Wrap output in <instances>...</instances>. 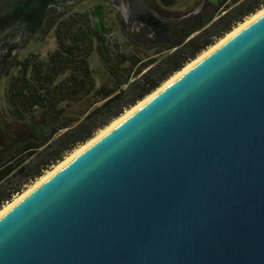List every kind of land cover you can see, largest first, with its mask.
Instances as JSON below:
<instances>
[{"label": "water", "instance_id": "95a60500", "mask_svg": "<svg viewBox=\"0 0 264 264\" xmlns=\"http://www.w3.org/2000/svg\"><path fill=\"white\" fill-rule=\"evenodd\" d=\"M72 1L0 0V43ZM130 21L201 24L140 0ZM0 264H264V13L3 212Z\"/></svg>", "mask_w": 264, "mask_h": 264}, {"label": "trees", "instance_id": "16d2710c", "mask_svg": "<svg viewBox=\"0 0 264 264\" xmlns=\"http://www.w3.org/2000/svg\"><path fill=\"white\" fill-rule=\"evenodd\" d=\"M263 6L264 0H220L202 26L170 38L172 43L145 31L141 43L130 40L123 51L117 37L107 38L102 28L110 58L104 77L88 63L97 45L91 16L60 20L52 53L11 62L16 73L6 91L9 115L29 134L0 163V209Z\"/></svg>", "mask_w": 264, "mask_h": 264}, {"label": "rangeland", "instance_id": "374dc122", "mask_svg": "<svg viewBox=\"0 0 264 264\" xmlns=\"http://www.w3.org/2000/svg\"><path fill=\"white\" fill-rule=\"evenodd\" d=\"M202 2L203 0H175L174 4L166 11V13L162 14L169 19L186 17L193 20L200 17V26H202L203 19L209 14L210 9L214 7L212 5L203 7ZM96 3V0H79L72 6L68 7L65 11H63V13H60L55 17L50 16L46 20L44 28L39 33L23 36L17 45L10 46L11 49L15 48L13 49V51L7 50L5 53L3 51L0 52V115L1 118L6 121V127L13 131V136L17 135L19 132H26L27 134H29V131L21 123L17 124L8 114V106L5 102L4 92L7 86L8 77L13 76L16 73V69L11 67V62L13 60H23L30 55L35 56L39 60L45 59L47 55L52 53L56 48V41L53 34L56 24L60 20L68 16L79 14H87V16L90 18V10ZM218 4L219 2L217 1L215 7H217ZM118 21L119 20L115 17V15L111 14L108 18H105V20L102 21V28L107 30V38L117 37L118 44L120 45V51H123L125 49L127 50V48L125 47L127 46V43L130 42V40L141 43L140 38L142 36V33H128L126 31H123L119 27ZM97 48L98 46L96 45L95 50L88 59V63L90 68L97 74L98 77H104L105 61ZM9 52H11L12 54L10 57H7ZM108 60L110 61L109 56ZM29 186H31V184L24 188L23 191H25Z\"/></svg>", "mask_w": 264, "mask_h": 264}, {"label": "flooded vegetation", "instance_id": "af4514ba", "mask_svg": "<svg viewBox=\"0 0 264 264\" xmlns=\"http://www.w3.org/2000/svg\"><path fill=\"white\" fill-rule=\"evenodd\" d=\"M78 1L79 0H73L72 3L66 5L64 8H60L59 6L50 7L45 14L44 23L46 22V20L50 16L55 17L56 15L63 13V11H65L68 7L72 6L73 4H75ZM96 1H97V3L94 6L104 5V9H103V13H102V21L105 20V18H108L111 14H114L115 17L119 20L118 21L119 27L123 31H126L128 33H134V32L144 33L145 31H149L144 26L138 25L136 23H131L130 12H131L132 0H96ZM140 1L143 3V5H145V7L147 9H149L152 13L157 15L159 18L169 19V18L165 17V15H163L162 13H166V11L171 6L163 5L160 2V0H140ZM210 1L211 0H203V2H202L203 7L212 5L210 3ZM217 1L220 2V0H216V3H217ZM174 2H175V0H174ZM60 10H62V11H60ZM185 27H187V24L176 25L173 27V30L180 31V30H183ZM149 33H150V31H149ZM15 34H16V31H12V35L7 40L0 43V52L3 51L5 53L7 50L13 51V49H15V48L11 49L10 46L17 45L23 36L34 35V34L29 33V32L23 31L18 36V38L15 40V39H12V37ZM35 34H37V33H35ZM179 35H182V34L172 35L170 38L177 37ZM11 54L12 53L9 52L7 57H10ZM10 77L11 76L8 77V81H9ZM8 81H7V86H6L5 92H4V98H5V102H6L7 106H8V103L6 100V91H7V87H8ZM8 114H9V106H8ZM16 123L18 124V122H16ZM12 132H13L12 130H10L9 128L6 127V121L3 118H1V115H0V163L3 160H5L7 157L10 156V152H11V149L13 146L24 142L28 137V134L26 132L25 133L19 132L15 136L12 135Z\"/></svg>", "mask_w": 264, "mask_h": 264}, {"label": "bare ground", "instance_id": "6f19581e", "mask_svg": "<svg viewBox=\"0 0 264 264\" xmlns=\"http://www.w3.org/2000/svg\"><path fill=\"white\" fill-rule=\"evenodd\" d=\"M262 13H264V7L261 10L257 11L254 15L249 16L245 21H243V23L238 24L235 28H233L231 30V32H229L223 38L218 40L214 45L210 46L205 51H203L193 61L188 63L182 70H180L179 72L175 73L168 80H166L159 88H157L149 96L145 97L142 101L138 102L135 106H133L129 110L125 111L119 118L115 119L108 126H106L104 129L100 130L92 139H90L88 142H86L82 146H79L77 149L72 151L67 157L64 158L63 161H61L57 165L53 166L51 170L45 172L40 178H38L34 183H32L31 186H29L25 191H23L21 194L15 196L12 199L11 202H9L6 205H4L2 207V209H0V215L3 212H5L9 207H11L14 203H16L17 201L21 200L25 196H27L32 190H34L36 187H38L40 184H42L45 180H47V178H49L51 175H53L55 172H57L59 169H61L64 165H66L73 158H75L78 154H80L83 150H85L88 146L93 144L101 136L106 134L109 130H111L113 127H115L117 124H119L122 120H124L126 117H128L130 114H132L135 110H137L142 105H144L148 100H150L153 96H155L157 93H159L162 89H164L166 86H168L170 83H172L178 77H180L184 72L189 70L197 62H199L202 58L207 56L209 53H211L213 50H215L218 46L223 44L229 38L234 36L236 33H238L240 30H242L244 27H246L248 24H250L256 18H258Z\"/></svg>", "mask_w": 264, "mask_h": 264}]
</instances>
